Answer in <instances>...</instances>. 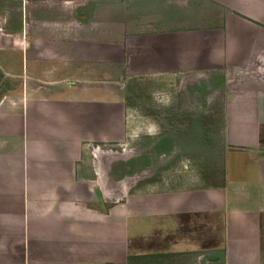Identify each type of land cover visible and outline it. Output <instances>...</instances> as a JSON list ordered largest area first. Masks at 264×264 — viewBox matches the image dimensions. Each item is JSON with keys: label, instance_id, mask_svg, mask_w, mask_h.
I'll return each instance as SVG.
<instances>
[{"label": "crops", "instance_id": "obj_1", "mask_svg": "<svg viewBox=\"0 0 264 264\" xmlns=\"http://www.w3.org/2000/svg\"><path fill=\"white\" fill-rule=\"evenodd\" d=\"M176 78L220 99L221 181L107 194L128 96ZM0 264H264V0H0Z\"/></svg>", "mask_w": 264, "mask_h": 264}, {"label": "rangeland", "instance_id": "obj_2", "mask_svg": "<svg viewBox=\"0 0 264 264\" xmlns=\"http://www.w3.org/2000/svg\"><path fill=\"white\" fill-rule=\"evenodd\" d=\"M180 80L160 90L136 88L134 96H128L133 106L126 116L124 140L97 153L107 194H120L131 180L142 177L157 186L173 183L175 176L221 181L225 148L220 99L207 81L201 79L196 87Z\"/></svg>", "mask_w": 264, "mask_h": 264}]
</instances>
